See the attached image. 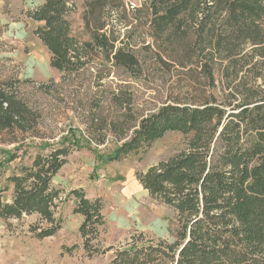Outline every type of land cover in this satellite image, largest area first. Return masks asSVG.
Returning <instances> with one entry per match:
<instances>
[{
  "label": "trees",
  "instance_id": "1",
  "mask_svg": "<svg viewBox=\"0 0 264 264\" xmlns=\"http://www.w3.org/2000/svg\"><path fill=\"white\" fill-rule=\"evenodd\" d=\"M81 1L80 33L69 20L73 0H40L26 17L39 24L34 35L63 85L81 87L92 76V86L102 88L80 99L94 107L89 137L81 143L71 130L57 143L45 141L40 111L21 92L22 82L0 78V135L15 145L3 152L0 221L37 215L29 230L43 240L61 229L57 211L72 198L83 249L97 252L90 243L104 226L101 200L82 189L63 197L52 185L72 149L109 164L179 133L182 151L136 174L151 198L174 211L173 242L133 236L105 249L113 250L110 264H264V0H141L134 7L126 0ZM150 64L196 74L208 91L187 84V100L139 115L127 88L111 90L110 75L113 69L142 75ZM33 139L41 140L38 151L18 155Z\"/></svg>",
  "mask_w": 264,
  "mask_h": 264
},
{
  "label": "rangeland",
  "instance_id": "2",
  "mask_svg": "<svg viewBox=\"0 0 264 264\" xmlns=\"http://www.w3.org/2000/svg\"><path fill=\"white\" fill-rule=\"evenodd\" d=\"M126 1L133 7L141 2ZM73 2L75 10L69 20L73 32L80 33L82 1ZM38 4L40 0H0V78L22 82L21 92L40 111L38 129L45 141L57 143L73 130L76 138L85 143L89 137L85 131L89 123L88 113L94 107L81 103L80 99L85 92H97L102 88L98 90L92 86V76H87L81 87L61 83L62 75L51 68L48 51L34 35L39 24L26 17V13ZM144 68L148 71L134 77L122 69H113L110 75L111 90L127 88L132 93L133 106L139 115L178 99L187 100V84L196 86L202 83L200 87L208 91L199 76L189 75L186 70L168 73L154 64ZM6 141V135H0V174L5 167L3 152L15 147ZM40 142V139L28 140L18 155L23 151L34 155ZM184 147L182 135L167 133L138 154L109 164L97 161L96 156L86 149H72L52 185L63 192V197L73 190L82 189L87 198L101 200L104 226L98 240L90 243L97 252L83 249V240L78 233L82 218L73 214L74 201L69 198L57 211L62 221L61 229L52 237L37 240L32 236L29 229L37 223V215L0 221V264H110L113 250L105 249L111 246L119 248L133 236L142 235L154 242H173L174 211L151 198L138 184L136 174L179 153ZM104 148L99 147L98 150L102 153ZM19 162L20 159H16L9 167L15 168ZM24 163H27L26 159ZM11 169H7L4 175L7 176ZM2 197L9 202L12 189L4 192Z\"/></svg>",
  "mask_w": 264,
  "mask_h": 264
},
{
  "label": "crops",
  "instance_id": "3",
  "mask_svg": "<svg viewBox=\"0 0 264 264\" xmlns=\"http://www.w3.org/2000/svg\"><path fill=\"white\" fill-rule=\"evenodd\" d=\"M139 184V183H138ZM140 185V184H139ZM79 216V215H78ZM81 217V216H80ZM82 218V217H81Z\"/></svg>",
  "mask_w": 264,
  "mask_h": 264
}]
</instances>
